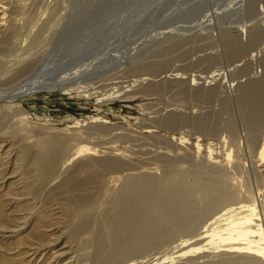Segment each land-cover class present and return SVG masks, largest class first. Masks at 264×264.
<instances>
[{"label":"rangeland","instance_id":"obj_1","mask_svg":"<svg viewBox=\"0 0 264 264\" xmlns=\"http://www.w3.org/2000/svg\"><path fill=\"white\" fill-rule=\"evenodd\" d=\"M45 1L48 3L43 2V5L37 2V7L34 4L29 14H34L30 19H34L36 26L41 24L40 18H43L51 23H49L50 28H47L36 41H30L31 37L27 38L26 42L22 41L24 46L23 51L20 52L31 51L36 59L34 66L40 70L41 75L62 81L64 87L68 83L65 88L68 89L63 92L48 93L40 89V92L13 99L9 90L16 87L17 83L2 84L6 75H0V110L3 109L1 107L3 104L9 106L11 103L20 102L21 108L27 112L28 117L30 116L33 130V136L26 140H21V135L18 134L16 139H4V142H0L5 146L2 152L7 151L9 145L12 148L10 163L5 168L7 174L2 193L12 186H16L19 192L22 191L20 188L21 181L23 182L22 167L15 154L22 143L30 144L33 139L64 133L79 124L81 126L78 127L87 128L98 123L97 118L107 115L110 119L101 120L103 123L100 125L116 128L110 131L111 133L106 132L102 135L103 132H100L98 135L88 136L90 139L87 138L84 144L96 143L97 146L102 147L117 144L126 146L128 152L135 151L136 154H142V151L145 152L143 149L151 148L155 138H159L160 141L163 137L164 140L161 141L166 142L165 137L173 133L176 137L179 135L189 137L190 142L196 141L198 137V142L202 146L210 143L212 148L216 149L215 159L217 158L216 160L221 164L225 163L224 153L230 148L232 155L233 153L235 155H231V165L229 163L228 168L226 167L229 177H232L229 178L228 183H231L235 190L238 187L236 190L238 193L234 190L236 194L250 192L249 196L255 199L254 203L258 209L264 207V105L254 103L256 104L254 107L259 111L256 114V109L249 106V101H241L238 94V85L248 83L259 85L264 82V52H262L264 51V0ZM31 29L34 31L36 27ZM225 34L229 36L226 37ZM250 34H258L259 40L255 42L256 45L253 43L254 45L248 47ZM231 36L235 45L248 48L237 54L229 53L231 56L226 54L233 48L232 43L228 42ZM204 56L211 57L210 63L197 64L196 61ZM153 60L165 62L157 75L144 68L137 69L136 73L129 70L136 63H149ZM203 65L206 67L203 68ZM14 70L9 71L7 76H10ZM211 72L215 75L204 77ZM167 76H175L177 80L169 81ZM150 83L159 85L158 90L150 93L141 89L143 85ZM194 88L198 89L194 91ZM208 92L210 94L207 96ZM225 103L227 109L224 108ZM252 109L255 111L252 113L255 114V118L251 123ZM170 111L175 112L178 120L173 129L154 128L156 130L153 129L149 135L139 134L137 141L131 140V135L136 136V131H139L138 126L144 124L157 126L154 120L161 119L163 115L165 117ZM199 116L204 118V128L198 124ZM185 117L190 120L186 122ZM229 119L232 120V129L229 127ZM248 122L251 124L249 125ZM5 125L4 131H10L11 129L5 130L7 124ZM205 125L208 126L206 129ZM212 129L217 130L214 132ZM122 132L126 133L129 140L123 141L122 139L127 138H120ZM229 140L231 142H228ZM190 142H184L181 148L188 149L186 152L191 150L193 152L194 147ZM235 142V147L239 148L234 147ZM163 144L160 143L158 146H164ZM205 151L204 146V149L198 152L200 155L197 154L202 160L206 159ZM15 163L16 167H14ZM229 169H233V173ZM11 182L15 186L11 185ZM53 201L61 207L59 197H55ZM31 202L29 201V204ZM32 206L35 205L31 203ZM45 209L44 206L42 208L35 206L19 214H29L24 234H34L39 225L36 216H42ZM262 219L263 216L260 215L257 222L261 221L264 233ZM208 222L202 228L200 226V230H197L198 234L189 236L181 242L178 241L179 243L169 244L170 246L162 250V253L160 251L154 256L158 258V255L161 257L160 260H152L149 264H173L174 261L177 262L176 264L180 261L181 264L186 262L189 264V261L184 262L185 258L182 257L193 256V253L215 252L210 246L221 244V239L217 232L208 231L210 228L206 226ZM54 223L56 226L59 221ZM58 234L55 233L54 236ZM61 238H57L60 245L54 249V252L67 249L63 256L73 263L74 248L71 251L69 249L71 245L64 243V237ZM28 243L35 245L30 240ZM210 260L209 257L202 260L197 256L190 259V264H202L203 261L209 264Z\"/></svg>","mask_w":264,"mask_h":264},{"label":"bare ground","instance_id":"obj_2","mask_svg":"<svg viewBox=\"0 0 264 264\" xmlns=\"http://www.w3.org/2000/svg\"><path fill=\"white\" fill-rule=\"evenodd\" d=\"M37 2L40 5H43V2L48 3L45 0H0V75H6L2 84L17 83L16 87L9 90L13 99L40 92V89L47 93L63 92L68 89H65L68 83L64 87L62 81L61 83L54 77L55 80L41 75L40 70L34 66L36 59L31 51L20 52L24 46L22 41L26 42L29 37L30 41H36L47 28H50L51 23L43 18H40L41 24L36 26L32 19L33 13L29 14V10ZM31 27H36V30L33 31ZM233 40L232 36L228 38V42L233 46L232 50L226 53L228 55L246 50L259 39L258 34L251 35L249 46L244 48L235 45ZM210 56H204L196 63L206 62L207 65L210 63ZM163 62L164 60H153L149 63H136L129 70L136 73L137 69L144 68L157 75L163 68ZM206 65H203V68ZM11 70H14L13 73L7 76ZM141 74L138 76L147 73ZM212 74L214 73L211 72L204 77L215 75ZM168 78L169 81L177 80L175 76ZM158 86L150 83L143 85L141 89L151 93L158 90ZM197 89L194 88V91ZM209 94L208 92L207 96ZM238 94L241 101H249L251 108L256 104L264 105V82L259 85L254 83L238 85ZM255 102L257 103L254 105ZM226 106L227 104L224 108ZM1 107L3 109L0 110V142H4V139H16L18 134L21 135V140L33 136L30 116L28 117L27 112L21 108L20 102L11 103L9 106L3 104ZM254 109L251 114L255 112ZM257 112L259 111L256 109V114ZM165 115L161 116V119L153 118L157 126L154 124L138 126L139 131H136V136L131 135V140L137 141L139 134L149 135L154 128L173 129L178 123L175 112L170 111ZM254 115H250L251 123L254 122L252 120L255 118ZM178 118L182 121L180 116ZM109 119V116L104 115L97 118L98 123L87 128L78 127L80 124L76 123L78 126L67 132L33 139L30 144L22 143L17 153L14 152L22 167L21 192L12 182L11 185L15 187L1 192L6 181L5 168L10 163L12 148L9 145L8 150L2 152L5 146L0 144V264H149L152 260H160L161 257L154 256L160 251L162 253L169 244L179 243L189 236L198 234L197 230H200V226L202 228L207 221L209 222L206 226H210L208 231L217 232L221 244L210 246L215 251L213 253H193V256L182 257L185 258L184 260L181 258L184 262L189 261L190 264V259L198 256L202 260L211 258L209 264H264V233L261 221L257 222L260 215L264 221V207L258 209L254 203L255 199L249 196L250 192L236 194L238 187L235 190L231 183H228L232 177H229L226 167L232 161L231 157L235 155L234 153L232 155L229 146L227 147L229 150L224 153L226 161L221 164L217 158L215 159L216 149L214 150L210 143L202 146L198 142V137L196 141L190 142L189 137L183 135L176 137L173 133L165 137L166 142L161 141L164 140L161 135L160 141L159 138H155L153 143L150 141L151 148L143 149L145 152L142 151V154L128 152L126 146L117 144L99 147L96 143L92 145L83 143L87 142L88 136L113 131L116 127L100 125L103 123L101 120ZM186 119V122L190 120ZM198 121L199 126L203 127V116L202 118L199 116ZM231 121L229 119V127L232 129ZM5 124H7L5 130L11 129L10 131H4ZM207 127L205 125V129ZM122 133L120 138H127L122 139L123 141L129 140L126 133H123L125 136ZM184 142H190L194 147L193 149L190 146L193 152L192 150L186 152L188 149L181 148ZM160 143L165 144L158 146ZM235 145L236 142L234 147ZM204 146L206 155H203L206 159L202 160L198 156ZM55 197H59L61 207L53 201ZM29 201L38 208L43 206L46 208L42 216H36L39 225L31 235L24 234L29 214L19 215L21 212L31 210L32 207L35 208L31 207ZM57 220L59 223L54 226ZM55 233L59 234L54 236ZM30 237L33 238L29 239L30 242L35 245L28 243ZM55 237H64V243L71 245L69 249L74 248L73 263L63 256L67 249L54 252L60 245ZM175 262L173 264L177 263ZM179 263L181 264V261ZM202 264H205L204 261Z\"/></svg>","mask_w":264,"mask_h":264}]
</instances>
